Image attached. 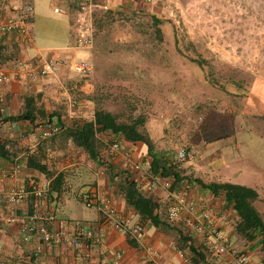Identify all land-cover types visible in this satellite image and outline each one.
Masks as SVG:
<instances>
[{
  "label": "rangeland",
  "instance_id": "rangeland-1",
  "mask_svg": "<svg viewBox=\"0 0 264 264\" xmlns=\"http://www.w3.org/2000/svg\"><path fill=\"white\" fill-rule=\"evenodd\" d=\"M56 6L53 0L37 1L40 35L56 26ZM94 24L95 45L85 58L92 74L73 73L70 64L79 58L64 62V87L87 116L77 123L93 121L97 111L111 113L119 123H137L156 152H185L178 164L183 184L238 178L235 169L248 161L244 137L253 132L264 137V118L253 114L249 98L254 82L264 77V0H156L147 11L98 10ZM34 131L27 143L11 141V150L35 154L53 171L78 163L72 170L80 178L86 170L99 172L64 132L43 139ZM115 140L133 150L122 138L98 135L101 169ZM134 146L135 161L148 156L144 144ZM245 177L251 180L250 170ZM254 206L264 220V190Z\"/></svg>",
  "mask_w": 264,
  "mask_h": 264
},
{
  "label": "crops",
  "instance_id": "crops-1",
  "mask_svg": "<svg viewBox=\"0 0 264 264\" xmlns=\"http://www.w3.org/2000/svg\"><path fill=\"white\" fill-rule=\"evenodd\" d=\"M37 1L9 0L11 8L26 3L33 5L35 16L32 25L34 38L32 45L25 43L17 34L4 35L0 33V68H4L12 76H17L10 83L0 84V113L4 117H9L33 110L37 115V120L33 125L29 122L0 125L2 130L6 128L4 126H7L5 134H0V142L8 144L7 148L14 158V162L0 158V264H115L116 253H121L119 264H149L143 258L144 253L136 244L132 243L125 234L107 225L96 208H88L81 201V195L85 193L98 199L110 200L119 216L128 220L130 225L142 224L146 230L144 243L158 253V264H195L196 258L190 252L189 245L192 243L195 248L199 249L198 246L201 247L200 236L186 235L183 230L187 227L188 214L186 212L181 214L182 223L180 225H169L170 229L155 227L128 202L127 188L128 184L133 182L141 195L151 199L157 205L155 214H158L161 220L168 208L165 191L161 187L152 190L149 188L147 172L151 162L150 157L144 155L145 158L140 160L142 163L140 169H136L132 165L130 159L135 160L137 157L136 152L134 153L133 143L126 141L133 150L128 146L126 150L123 148L116 156L106 157L108 168L105 169L104 175L100 174V171L104 169H101L100 162L97 163L91 158L100 170L98 173L86 170L82 173L81 178L78 176L79 172L77 173L76 170L73 172L74 168L81 166L78 163L57 168L55 171L45 164L55 176L64 174L65 184L60 195L53 193L49 197H46V193L51 190L53 179L27 169L24 152L21 154L18 152V154L9 146L11 141H16L19 144L26 142L27 136L29 138L30 132L34 130L41 136L42 130L48 128L49 122L50 126L62 127L63 123L65 128H70L75 123L87 118L82 112L81 105L72 101L69 91L64 87L67 78L66 71L58 76L45 78L37 73V68L44 61L64 64L73 58L85 59L88 57L90 51H80L73 47L72 20L80 4L93 1L107 10L147 11L154 8L156 0L149 3L144 0H53L57 3L53 12L55 9H60L62 13H54L59 17L56 26L49 28L47 32H42L41 35L35 31ZM18 62L26 65V69L18 70ZM30 71L33 73L32 78L27 75V72ZM249 98L254 102L253 114L264 118V77L254 82ZM246 137L249 144L248 161L243 164H249L252 178L248 180L245 177L249 170L244 168L243 164H239L238 168L235 166L237 170L234 171L239 174V177L235 178L232 184L238 182V185L252 188L257 191L260 198L264 190V151H262L264 137L258 132H253L244 138ZM255 144L259 146L253 150ZM250 148H252L251 151ZM44 151L46 152V150ZM86 155L89 156L87 153ZM17 159H20L21 163L19 173L15 172ZM175 187L184 190L188 200L204 201L213 206L216 212L224 218L221 221V230L230 241L231 246L248 253L251 256L252 264H264V251H262L260 240L248 242L237 234L236 226L239 219L232 206L225 201L224 196H214L197 184L186 186L182 183ZM20 188L26 189L29 194L17 204L11 203L9 192ZM33 189L45 192V196L37 198L30 193ZM32 214L39 215L40 222L47 227L51 234L57 231L56 220H67L90 226L98 239L92 241L89 247L82 251L75 250L64 243L46 245L41 243L37 236H33L27 244L22 243L21 229L27 222L28 216ZM51 216H53V220L48 219ZM181 234L194 240L185 243L181 240ZM178 250L185 253L184 258L180 257ZM206 260L210 264H235L230 257L219 261L207 257Z\"/></svg>",
  "mask_w": 264,
  "mask_h": 264
},
{
  "label": "built area",
  "instance_id": "built-area-1",
  "mask_svg": "<svg viewBox=\"0 0 264 264\" xmlns=\"http://www.w3.org/2000/svg\"><path fill=\"white\" fill-rule=\"evenodd\" d=\"M145 2H152L153 0H144ZM98 10H107L100 7L93 1H86L80 4L76 10L72 20V32L74 37L73 47L80 51L91 50L95 45L96 29L94 24V14ZM54 13L60 14L62 10L55 9ZM35 16V9L32 4L26 3L22 6L9 5V0H0V33L4 35L17 34L28 45H32L34 42L32 34V25ZM74 74L87 78L92 72L93 68L89 61L85 59L73 60L70 64ZM18 70H25L26 65L21 62L17 63ZM64 64L60 62L44 61L37 68V73L41 77L58 76L64 71ZM28 77L32 78V71L27 72ZM17 77L12 76L4 68H0V84H7ZM62 131L60 126H50L42 130L41 134L43 139H50L57 136ZM123 150V146L120 141H113L107 148L106 155L109 158L116 156ZM26 156V155H24ZM186 157L184 151H180L176 154L173 164L177 165L182 162ZM130 159V158H129ZM20 159L16 160L15 172L21 171ZM132 165L136 169H140L142 163L130 159ZM100 171L101 175L105 174V169ZM148 184L149 188L155 189L161 187L166 193V202L168 205L166 214H164L163 220L170 226H176L178 223H182L181 214L186 212L188 218H186V225L189 234L192 236H200V246L203 247L210 255V259L220 260L230 257L235 264H252L251 256L239 251L231 246L230 241L223 234L221 230V221L224 219L209 203L198 200H188L185 197V191L175 187L174 181L171 178H163L160 175H154L149 170ZM135 182V180H133ZM188 186L187 183H185ZM186 190V187H185ZM37 198H43L45 192L39 189H33L32 192ZM29 192L24 189H13L9 192V201L13 204H17L23 200ZM81 201L88 208H96L101 214L104 222L107 225L115 228L119 232L125 234L128 239L136 244L138 248L144 253L143 258L149 262V264H158V253L151 247L145 245L146 230L142 224L130 225L128 220L119 216L116 208L112 202L108 199H98L87 193L81 195ZM53 220V216L48 218ZM38 214L29 215L27 222L21 229V241L22 243H29L33 236H37L39 241L43 244H59L64 243L71 248L82 251L87 249L90 243L98 239V236L90 226H86L80 222H72L67 220H56L57 231L51 234L47 227L40 222ZM189 226V227H188ZM191 227V228H190ZM194 240V239H192ZM180 257L184 258L185 253L179 251ZM121 253L115 254V264H119Z\"/></svg>",
  "mask_w": 264,
  "mask_h": 264
},
{
  "label": "trees",
  "instance_id": "trees-1",
  "mask_svg": "<svg viewBox=\"0 0 264 264\" xmlns=\"http://www.w3.org/2000/svg\"><path fill=\"white\" fill-rule=\"evenodd\" d=\"M163 21H156L155 24L162 25ZM42 116V113H41ZM37 115L33 110L27 111L17 116L4 117L0 113V125L5 123L29 122L35 124ZM50 123V122H49ZM48 123V127L51 125ZM62 123V122H61ZM62 125V132L71 139L76 146L84 150L89 157L99 163L101 156L97 145V136L107 134L116 138H122L127 142L136 144L142 143L147 147L148 156L151 159L149 171L154 175H160L163 178H171L175 186L182 184L184 179L179 173L178 164L174 165L175 156L170 154H162L155 151L152 141L139 131V125L119 123L115 116L109 112L97 111L93 121H85L76 123L70 128ZM8 144L0 142V158L14 162L13 154L8 150ZM102 162V161H101ZM25 166L27 169L34 170L47 178H52L51 190L48 191L46 197L56 193L60 195L64 183V174L54 175L48 167L43 164L35 154L27 153L25 158ZM195 184L204 190L209 191L214 196L222 195L225 201L232 206L239 222L236 226V232L248 242L260 240L262 251H264V220L254 206L259 199V194L252 188L232 184V183H211L206 184L201 180H196ZM127 188L128 202L133 205L142 217H146L155 227L170 229V226L161 220L158 214H155L157 205L154 202L141 195L136 184L130 182ZM181 240L185 243L192 242L191 238H186L181 234ZM189 250L196 258L195 264H210L206 257L199 249L195 248L191 243Z\"/></svg>",
  "mask_w": 264,
  "mask_h": 264
}]
</instances>
